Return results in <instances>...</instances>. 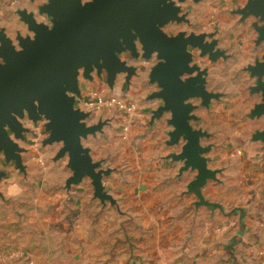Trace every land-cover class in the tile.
<instances>
[{
	"label": "crops",
	"instance_id": "crops-1",
	"mask_svg": "<svg viewBox=\"0 0 264 264\" xmlns=\"http://www.w3.org/2000/svg\"><path fill=\"white\" fill-rule=\"evenodd\" d=\"M14 1L9 9L13 17L5 18L6 24L0 27V48L5 39L19 52L23 50L25 41L36 38L28 17L49 29L54 26V18L44 12L51 5L49 0ZM91 1L82 0L83 3ZM228 2L234 8L231 9V17L220 14V19H217L218 33L222 35L212 37L214 22L205 29L180 15L182 20L178 23H167L162 27L170 37L204 36V43L212 48L204 51L188 47L190 71L181 76L184 83L195 80V88L202 92L184 99V105L189 107L187 123L200 134L193 151L199 162L190 165L184 156L188 139L183 134L177 135L170 124L172 114L164 109L165 100L159 95L163 88L154 79V69L160 60L157 54L145 58L139 41L135 40V53L127 47L118 53L120 61L133 69L132 73L122 71L111 75L105 68L95 67L86 77L82 70L78 76V91L68 94L74 98V109L85 115L81 123L87 128H97L81 139L83 149L97 161L102 178L107 172L114 173V186L127 195H124L126 201L134 203L135 209L143 213L150 227L151 240L157 238L156 248L162 258L168 256L170 246L179 241L180 236H187L186 223L190 219L188 197L191 194L197 198V210L202 208L201 214L210 212L211 217L208 224L211 227L210 238L200 244L199 250L206 252L210 248L225 259V262L213 264H264V91L260 88L264 85V73L258 71L259 66L264 65L261 31L264 29V13L248 11L250 0ZM1 64L4 60L0 56ZM235 68H244V71L237 72ZM233 76L241 78L243 84L237 82V85L228 86ZM94 93L106 98L126 99L128 103L136 104L137 110L127 113L117 107H92L88 102ZM17 121L22 128L20 134L7 128L11 141L17 147L15 155L22 157L26 154L27 147L23 143L30 134L37 135L36 140L41 145L45 134L49 135L44 141L49 145L51 131L47 128L49 121L45 116L39 115L34 119L25 111ZM62 149H44V152L47 156L66 157V154L61 155ZM110 155L115 158L111 165L107 160ZM12 159L8 158L5 150H0L2 203L10 199L15 188L21 193V196H16L21 200L19 203L27 198L20 185L11 188L6 179L8 169L5 166ZM58 160L55 159V163L45 170L44 178L49 186L60 179L68 184L75 176L69 163L63 167L56 164ZM22 169L26 171L24 165ZM84 180L85 177L80 183L84 184ZM103 183L105 186L104 179ZM70 185L77 187L75 183ZM47 198L43 202L49 203L51 199ZM33 201L39 204L40 198ZM175 204L188 206L186 211H176ZM202 217L196 218L195 228L202 224ZM28 218L33 221L41 219L39 213ZM24 219L25 214L20 213L16 219L19 229H26ZM1 220L9 225L7 218ZM39 229L36 223L33 229L28 230ZM197 234L193 231V236L198 237ZM37 246L39 252L50 249L42 247L39 242H34L32 248ZM38 255L34 253L33 257ZM206 256L199 264H211L207 261L209 258H204ZM33 257L31 264H75L74 255L49 260L46 257L40 259L39 255L36 261Z\"/></svg>",
	"mask_w": 264,
	"mask_h": 264
},
{
	"label": "water",
	"instance_id": "water-1",
	"mask_svg": "<svg viewBox=\"0 0 264 264\" xmlns=\"http://www.w3.org/2000/svg\"><path fill=\"white\" fill-rule=\"evenodd\" d=\"M51 5L44 12L54 18L52 29L27 20L36 33L34 41H25L23 50L16 51L3 39L0 56V150L9 159L15 155L16 145L11 141L7 128L20 134L17 117L27 111L34 119L39 115L49 121V142H63L61 155L68 154L69 164L75 171L71 183H79L83 177L95 179L98 190L102 187V175L96 173L97 165L83 149L81 139L95 132L81 120L83 113L74 109V98L69 92H77L78 76H85L94 68H105L114 74L133 69L121 62L118 53L127 47L135 53V40L144 50V57L157 54L160 63L154 69V79L163 88L159 94L165 100L166 111L172 114L170 124L177 135H185L188 142L185 153L190 165L199 162L193 151L200 134L188 125L189 107L184 99L202 92L195 88V80L184 83L181 76L189 72L188 47L211 50L204 43V36L170 37L162 27L182 20L179 11L168 0H49ZM247 10L264 13V0H250ZM245 12V10H244ZM264 37V29H261ZM264 73V65L259 70ZM264 91V85L260 87Z\"/></svg>",
	"mask_w": 264,
	"mask_h": 264
},
{
	"label": "rangeland",
	"instance_id": "rangeland-1",
	"mask_svg": "<svg viewBox=\"0 0 264 264\" xmlns=\"http://www.w3.org/2000/svg\"><path fill=\"white\" fill-rule=\"evenodd\" d=\"M228 1L168 0L167 3H171L185 20H194L201 28L207 29L209 23L214 22L211 33L214 37L216 34L222 35L218 33L220 30L218 15L231 17V9L234 8ZM13 3H15L14 0H0V27L6 24L5 18L7 20V17H13L12 11L9 10ZM166 25L168 24L164 26ZM234 71H244V68H235ZM228 79L230 81V78ZM231 82L228 86L237 85V82L243 84L244 81L238 76H233ZM36 136L30 134L26 137L23 144L27 147V151L23 158L20 156V163L13 158L11 162H8L10 164L5 166L8 169L6 179L11 188L20 185L27 198L25 202L19 203L21 200L16 198L21 196L18 188L11 192L8 201L2 203L0 198V264H31L34 253H39L40 259L46 257L47 260L66 258L67 254L68 257L74 255L75 264H199L205 254L207 256L204 258H209L207 261L211 264L225 262L222 255L216 254L210 248L206 252L199 250L200 244L210 238L211 227L209 228L208 224L211 217L210 212L201 214L202 208L197 210L195 196L188 195L190 209L187 213L190 219L186 223L187 236H180L179 241L170 246L171 252L168 256L162 258L156 248L157 238L151 240L150 227L147 226L143 213L135 209L134 203L126 201L124 197L126 194L120 193L114 186L116 177L113 172L105 173L100 190L96 186L95 179L89 176H85L84 184L80 182V184L77 183L78 185L75 184L77 187L70 185L72 178L68 184L66 180L60 179L55 181V185L49 186L44 178L48 165L54 164L55 159H59L56 164L66 167L70 159L68 154L66 157L47 156L44 149L55 150L64 145L58 141L49 142L50 139L47 145L45 140L49 138V135L46 134L41 145L36 140ZM87 139L89 137L83 140L84 143ZM95 152L98 155V150ZM114 159L111 155L107 157L110 161L108 164H114ZM91 162L97 165L95 159L91 158ZM23 165L26 167L25 172L22 169ZM97 168L98 166L95 172L102 175L103 173ZM36 197L40 198L39 204L33 201ZM47 197L51 199L49 203L43 202ZM174 206L177 207L176 211H186L188 205L183 207L181 204H175ZM20 213L25 214L26 219L23 221L27 230L18 228L16 219ZM37 213L41 217L40 220L37 219L35 222L28 218ZM200 215L203 216L202 224L195 228L196 218ZM5 218L9 220V225L2 223L1 219ZM36 223L37 227L40 226L39 230H28L33 229ZM193 231L198 233V237L193 236ZM195 239L198 240L195 241ZM34 242H39L42 247H50V249L39 252L38 246L36 249L32 248ZM39 255L37 258L33 257L35 258L33 260L39 259ZM239 256L242 259V255Z\"/></svg>",
	"mask_w": 264,
	"mask_h": 264
},
{
	"label": "built area",
	"instance_id": "built-area-1",
	"mask_svg": "<svg viewBox=\"0 0 264 264\" xmlns=\"http://www.w3.org/2000/svg\"><path fill=\"white\" fill-rule=\"evenodd\" d=\"M90 99L88 104L95 108H114L117 107L122 111H125L127 113H132L137 110L136 104L128 103L126 99H118L116 97H109L106 98L105 96H102L100 93H94L90 95Z\"/></svg>",
	"mask_w": 264,
	"mask_h": 264
}]
</instances>
